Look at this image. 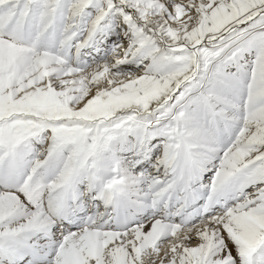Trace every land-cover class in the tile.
<instances>
[{"label":"snow or ice","instance_id":"obj_1","mask_svg":"<svg viewBox=\"0 0 264 264\" xmlns=\"http://www.w3.org/2000/svg\"><path fill=\"white\" fill-rule=\"evenodd\" d=\"M0 264H264V0H0Z\"/></svg>","mask_w":264,"mask_h":264}]
</instances>
